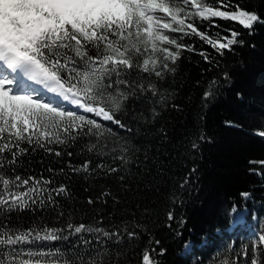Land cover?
<instances>
[{
	"label": "snow or ice",
	"instance_id": "obj_1",
	"mask_svg": "<svg viewBox=\"0 0 264 264\" xmlns=\"http://www.w3.org/2000/svg\"><path fill=\"white\" fill-rule=\"evenodd\" d=\"M219 21L239 25L248 35L264 25L257 12L234 0H0V264H158L153 253L163 256L166 249L152 247L160 241L141 219L133 214L105 223L99 214L91 223H76L59 199L70 197L68 186L55 177L66 171L85 179L114 175L126 189L127 168L139 170L148 161L146 153L143 160L139 155L137 134L150 130L163 110L179 109L163 82L175 76L182 53L213 63L206 50L186 40L198 39L219 56L244 45L239 29ZM222 79L230 80L227 71ZM220 83L221 78L209 81L205 103ZM158 133L167 139L165 129ZM255 135L264 138V127ZM198 140L208 137L201 132ZM75 148L84 157L78 165L69 159L59 169L47 167V176L20 171L31 153L42 151L65 164ZM191 149L197 151L199 143L193 141ZM188 184L185 177L179 188ZM249 195L241 193L243 199ZM170 198L178 202L175 193ZM110 200L121 203L105 187L87 204L106 206ZM45 211L56 212L60 226L12 223L14 213ZM237 212L233 205L230 214ZM165 216L176 219L171 210ZM142 235H148V246L129 261ZM216 264H264V226L239 250L232 242L224 245Z\"/></svg>",
	"mask_w": 264,
	"mask_h": 264
},
{
	"label": "trees",
	"instance_id": "obj_2",
	"mask_svg": "<svg viewBox=\"0 0 264 264\" xmlns=\"http://www.w3.org/2000/svg\"><path fill=\"white\" fill-rule=\"evenodd\" d=\"M234 2L264 18V0ZM219 23L239 29L244 45H236L233 51L219 56L198 39L186 40L194 43L198 51L206 50L213 63H205L198 54L182 53L175 76L163 82L164 89L173 93V102L179 109L163 110L150 130L144 129L137 134L136 140L142 149L139 155L143 160L146 153L148 161L146 165L142 163L139 170L136 165L127 168L124 173L128 177L126 189L120 187L114 175L85 179L83 174L66 171L55 177L58 183L68 186L70 197L59 199L62 209L66 214L71 213L76 223H91L99 214L105 215V223L133 214L141 219L151 238L160 241L152 247L157 252L166 249L163 256L153 253L158 264H216L224 245L232 242L239 250L251 234L241 226L229 229L233 205L247 206L251 212L246 221L254 214L264 226V164L260 163L264 161V138L255 135V130L264 127V25H256L254 33L248 35L239 25ZM211 31L215 35L218 30ZM225 71L230 75L227 82L222 79ZM216 78H221L219 91L205 103L203 93L209 81ZM225 121L238 127H228ZM160 128L166 130V140L160 138ZM201 132L208 141L198 140ZM193 141L199 143L197 151L191 149ZM69 150L76 155L65 156V164L57 163L54 157L42 151L31 153L23 158L20 171L47 176L50 175L47 167L59 169L66 166L69 159L73 165L80 164L84 159L80 149ZM193 168L196 169L194 173ZM185 177L189 184L180 189L179 183ZM105 187L118 196L121 203L117 206L110 200L106 206H89L87 199L95 197ZM242 192L249 193V197L243 199ZM172 193L178 198L175 204L170 198ZM169 210L176 218L171 222L166 221L165 216ZM108 213H112V217ZM12 223L25 228L33 223L58 227L62 221L56 212L45 211L25 212L19 216L14 213ZM148 239V235H142L130 248L129 261H134L148 246ZM181 241L190 242L189 252L184 253Z\"/></svg>",
	"mask_w": 264,
	"mask_h": 264
},
{
	"label": "rangeland",
	"instance_id": "obj_3",
	"mask_svg": "<svg viewBox=\"0 0 264 264\" xmlns=\"http://www.w3.org/2000/svg\"><path fill=\"white\" fill-rule=\"evenodd\" d=\"M251 210L247 207V206H243L242 208H238V212L237 213H233L231 214V225L229 226V229L234 228L235 226H233L232 224H236L241 226V229L249 230V233L252 234L255 230H257L259 227H262V224L259 220V218H257L254 214H251L250 219L248 221V223H246V225H241L242 223H244L246 220V217L250 214ZM189 247L187 249L183 248L184 253H187L190 251L191 248V244L190 242H188Z\"/></svg>",
	"mask_w": 264,
	"mask_h": 264
}]
</instances>
